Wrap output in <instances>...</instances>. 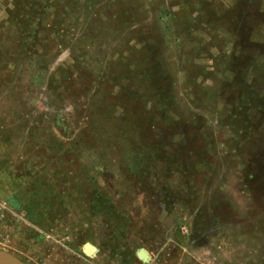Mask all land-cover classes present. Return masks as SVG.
Listing matches in <instances>:
<instances>
[{"label": "rangeland", "instance_id": "1", "mask_svg": "<svg viewBox=\"0 0 264 264\" xmlns=\"http://www.w3.org/2000/svg\"><path fill=\"white\" fill-rule=\"evenodd\" d=\"M139 249L264 264V0H0V251Z\"/></svg>", "mask_w": 264, "mask_h": 264}, {"label": "water", "instance_id": "2", "mask_svg": "<svg viewBox=\"0 0 264 264\" xmlns=\"http://www.w3.org/2000/svg\"><path fill=\"white\" fill-rule=\"evenodd\" d=\"M83 252L89 257H94L95 254L98 252V249L95 246H93L92 244L87 243L83 247ZM141 253H144V250H140L138 252V254H137L138 257L144 262L148 261L149 256H147V260H146L145 258L141 257V255H140ZM0 264H26V263L22 262L20 259L16 258L15 256H13L11 254H8L4 251H0Z\"/></svg>", "mask_w": 264, "mask_h": 264}, {"label": "crops", "instance_id": "3", "mask_svg": "<svg viewBox=\"0 0 264 264\" xmlns=\"http://www.w3.org/2000/svg\"><path fill=\"white\" fill-rule=\"evenodd\" d=\"M98 249V248H97ZM140 250H144V252L146 253V254H148L147 256H149V260L148 261H146V262H144V261H142L139 257H138V255H137V257L144 263V264H153L154 263V257H153V255L151 254V252L150 251H148L147 249H139V251ZM138 251V252H139ZM147 260V259H146Z\"/></svg>", "mask_w": 264, "mask_h": 264}, {"label": "bare ground", "instance_id": "4", "mask_svg": "<svg viewBox=\"0 0 264 264\" xmlns=\"http://www.w3.org/2000/svg\"><path fill=\"white\" fill-rule=\"evenodd\" d=\"M140 255H141V257L147 259V254L145 252L144 253H141Z\"/></svg>", "mask_w": 264, "mask_h": 264}]
</instances>
